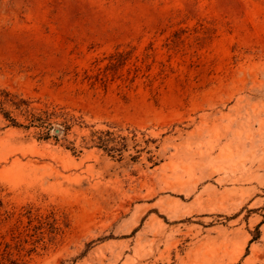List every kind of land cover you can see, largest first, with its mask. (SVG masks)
Instances as JSON below:
<instances>
[{
    "label": "rangeland",
    "instance_id": "374dc122",
    "mask_svg": "<svg viewBox=\"0 0 264 264\" xmlns=\"http://www.w3.org/2000/svg\"><path fill=\"white\" fill-rule=\"evenodd\" d=\"M0 264H264V0H0Z\"/></svg>",
    "mask_w": 264,
    "mask_h": 264
},
{
    "label": "water",
    "instance_id": "95a60500",
    "mask_svg": "<svg viewBox=\"0 0 264 264\" xmlns=\"http://www.w3.org/2000/svg\"><path fill=\"white\" fill-rule=\"evenodd\" d=\"M57 131V130H56Z\"/></svg>",
    "mask_w": 264,
    "mask_h": 264
}]
</instances>
